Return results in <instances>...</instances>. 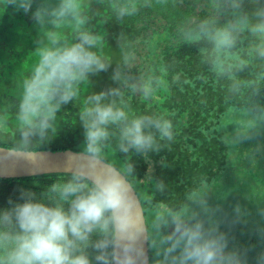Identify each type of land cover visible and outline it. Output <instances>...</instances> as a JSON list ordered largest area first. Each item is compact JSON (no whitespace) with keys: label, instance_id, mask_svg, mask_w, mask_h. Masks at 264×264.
Returning a JSON list of instances; mask_svg holds the SVG:
<instances>
[{"label":"trees","instance_id":"16d2710c","mask_svg":"<svg viewBox=\"0 0 264 264\" xmlns=\"http://www.w3.org/2000/svg\"><path fill=\"white\" fill-rule=\"evenodd\" d=\"M59 2L33 0L29 12L24 13L0 0V146H11L17 138L19 83L37 49L48 42L50 34H55L58 42L74 38L72 20L57 24L48 16L37 21L32 15L37 8H52ZM76 2L85 18L83 27L100 38L97 47L107 58L108 68L90 75L80 85L77 99L62 106L56 134L38 150L79 151L83 144L79 113L84 101L93 93L119 87L132 114L160 116L173 127V138L161 142L157 151L120 153L114 138L107 149L117 166L132 165L130 179L146 221L157 206L179 211L195 207L193 201L198 196L209 199L208 204L219 214L236 215L237 196L223 201L221 210L212 197L226 195L227 188L236 192L233 184H221L226 169H238L241 178L256 170L264 183V66L251 56L247 33L240 35L232 49L219 53L203 37L184 35L205 18H214L219 24L229 22V0ZM257 3L259 0H242V7L249 11ZM121 4H131L135 11L118 16L116 9ZM140 59L147 60V66ZM117 72L120 79L113 80ZM145 83L151 89L147 95L142 88ZM64 174L0 177V207L8 206L9 197L16 200L21 189L46 195L49 186ZM260 186L255 190L262 195L260 207L251 213L254 220L264 214V188L258 189ZM254 195L252 202L259 194ZM242 218L241 229L250 232L253 221Z\"/></svg>","mask_w":264,"mask_h":264},{"label":"clouds","instance_id":"9594fccd","mask_svg":"<svg viewBox=\"0 0 264 264\" xmlns=\"http://www.w3.org/2000/svg\"><path fill=\"white\" fill-rule=\"evenodd\" d=\"M32 3L6 0L24 13ZM227 6L232 10L229 22L205 18L184 35L203 37L219 53L232 49L247 33L251 56L264 66V0L249 11L243 9L242 0H229ZM133 11L131 4L116 9L118 16ZM32 15L37 21L48 16L57 24L70 19L75 26L71 42H58L55 34L49 35L19 83L17 138L3 158L36 162L39 147L56 134L62 106L76 100L80 85L106 70L108 60L99 53L100 38L83 27L85 18L76 0H60ZM128 60L125 57V63ZM112 79H120V74L114 73ZM142 88L145 95L151 90L147 83ZM122 96L119 87L91 94L79 113L83 144L65 174L46 195L21 189L16 200L9 197L8 206L0 207V264H248L247 252L253 246L241 249L230 235L232 225L247 214L239 204L233 217H217L218 209L198 196L195 207L179 211L157 206L145 223L130 179L132 165L117 166L107 149L114 138L120 153L157 151L161 142L173 138V127L160 116L132 114ZM221 223L229 231H222ZM253 264H264V250L253 257Z\"/></svg>","mask_w":264,"mask_h":264},{"label":"rangeland","instance_id":"374dc122","mask_svg":"<svg viewBox=\"0 0 264 264\" xmlns=\"http://www.w3.org/2000/svg\"><path fill=\"white\" fill-rule=\"evenodd\" d=\"M200 4L196 5L195 8H198ZM140 63H143L147 66V60L140 59ZM253 165L256 166V162L254 161ZM260 172L254 170L250 175L246 178H241L238 169H226L222 172L220 179L222 185L233 184L236 188V192L232 191V188L225 189L224 196L212 197V200L215 199L214 204L218 205L221 210V206L223 201L228 198L232 199V196H237V204L240 205L242 212L246 211V215H243V220L253 221L252 229L250 232L242 230L240 227V221L236 224L232 225L230 235L233 237V243L239 246L241 249L247 248L248 245H252L253 247L247 252L248 264H253V257L261 250H264V240L261 239V230L264 229V214L258 215L256 220L251 218V213L254 208L260 207L259 198L262 195L261 191H255L257 185H261L258 189L264 188V183L261 180ZM254 193H258L257 200L252 202V199L255 197ZM205 199V197H203ZM209 201V199H207ZM213 207V206H212ZM215 208V207H213ZM219 214L216 213L217 217H224L225 215L228 217V212ZM220 229L222 231H229L228 225L226 223L220 224ZM231 246V245H230Z\"/></svg>","mask_w":264,"mask_h":264},{"label":"water","instance_id":"95a60500","mask_svg":"<svg viewBox=\"0 0 264 264\" xmlns=\"http://www.w3.org/2000/svg\"><path fill=\"white\" fill-rule=\"evenodd\" d=\"M6 148L7 147L0 146V177L2 178L25 177L48 173H65L68 170L71 161L75 158L74 154L78 152L72 149L56 151L42 149L38 150L41 156L37 158L36 162H32L19 156L4 159L3 157L6 154ZM134 191L136 192L135 188ZM137 197L140 201V206L143 209L138 194ZM143 215L145 217L144 209Z\"/></svg>","mask_w":264,"mask_h":264},{"label":"flooded vegetation","instance_id":"af4514ba","mask_svg":"<svg viewBox=\"0 0 264 264\" xmlns=\"http://www.w3.org/2000/svg\"><path fill=\"white\" fill-rule=\"evenodd\" d=\"M146 224H147V221H146ZM151 254L149 253V256H150Z\"/></svg>","mask_w":264,"mask_h":264}]
</instances>
